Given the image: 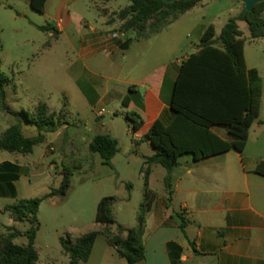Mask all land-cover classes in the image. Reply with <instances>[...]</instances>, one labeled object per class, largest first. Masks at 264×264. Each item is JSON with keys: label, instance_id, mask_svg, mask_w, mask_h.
I'll return each instance as SVG.
<instances>
[{"label": "rangeland", "instance_id": "374dc122", "mask_svg": "<svg viewBox=\"0 0 264 264\" xmlns=\"http://www.w3.org/2000/svg\"><path fill=\"white\" fill-rule=\"evenodd\" d=\"M131 5V0H0V62L2 70L12 79L6 87L8 111L0 107V138L12 124L20 121L26 137L37 136L38 129L23 116L24 112L47 103L52 111L61 114L62 126L56 133L46 134L45 142L37 145L31 154L18 155L0 150V161L10 160L25 165L30 172L22 179V196L44 198L59 189L65 167L71 168V188L67 197L56 195L44 199L38 212L39 230L36 264H68L69 256L64 243L97 229V208L105 197H116L112 215L119 227L140 228L146 214L147 190L162 193L166 169L149 167L141 154L148 155L151 148L139 142L131 131L126 118L124 97L129 94L125 81L135 76V68H152L172 59H181L193 46L201 43L205 31L214 26L221 32L230 18L240 15L245 5L240 0H205L203 5L183 17L176 26L162 34L150 36L136 32L130 52L123 51L116 57V66L110 68L106 55L98 54V63L83 60L77 27L86 23L112 28L110 34H122L123 21L120 11ZM68 11L73 21L59 34L57 15L61 8ZM264 16V15H263ZM244 32V53L247 65L257 68L262 78L260 126L251 131L245 154L250 163L264 158V39H253L246 22H239ZM50 26L44 31L41 27ZM134 33V32H133ZM150 36V37H148ZM131 59L133 64L131 65ZM95 73L99 97L105 99L93 107L83 92L90 85L84 79L85 67ZM88 76V75H85ZM86 78V77H85ZM95 92V93H96ZM97 98V99H98ZM96 101V100H95ZM49 106V107H50ZM104 114L99 116V111ZM97 135H110L119 141V152L112 164L106 165L99 153L89 146ZM21 200L0 198V210ZM0 211V233H6L10 223ZM28 222L20 226L26 232ZM64 242V243H63ZM19 245L28 243L26 236L16 240ZM97 254L100 256L101 245ZM124 261V260H123ZM125 263V262H123Z\"/></svg>", "mask_w": 264, "mask_h": 264}, {"label": "trees", "instance_id": "16d2710c", "mask_svg": "<svg viewBox=\"0 0 264 264\" xmlns=\"http://www.w3.org/2000/svg\"><path fill=\"white\" fill-rule=\"evenodd\" d=\"M202 0H131V5L119 13L123 21L122 32L135 31L140 36L148 31L150 36L161 33L186 14ZM264 1L249 12L245 8L237 17L230 18L221 34L216 38L214 26L204 33L196 51L183 60L174 85L171 109L172 120L165 124L157 120L151 127L147 140L155 154L147 157V166L159 165L167 171L165 183L169 186L172 171L179 166L180 158L190 155L195 161L210 158L232 150L242 153L246 147L249 130L260 113L262 99V78L256 69L247 66L244 47L245 38L239 22H246L253 39H264ZM44 31L50 26L41 27ZM56 30V29H55ZM148 36V37H150ZM12 79L2 70L0 62V107L8 111L6 87ZM133 87H130V92ZM130 95L123 99L126 107ZM26 120L35 125L38 135L26 137L20 121L12 124L0 138V150L13 154H31L34 148L45 142L46 134L56 133L62 126L61 114L52 111L47 103H39L32 110L24 112ZM126 118L132 131H137L143 121L135 112ZM99 153L104 164L111 165L119 152V141L110 135H97L89 146ZM149 167V168H150ZM254 173L264 176V161L257 164ZM71 168L65 167L59 189L52 190L44 198L22 199L5 207L16 223L28 222L30 228L22 232L16 226L7 227L0 233V264H36L39 253L35 243L39 230L38 212L44 199L56 195L67 197L71 188ZM153 192L147 190L146 209L150 208ZM116 197L103 198L97 208L96 223L104 225L103 234L117 254L128 264L145 261V248L141 228L119 227L113 233L110 226L116 224L112 206ZM127 232V237L121 236ZM100 232L89 231L78 237L74 243H64L69 264H85L90 259ZM28 238L26 245L16 240Z\"/></svg>", "mask_w": 264, "mask_h": 264}, {"label": "crops", "instance_id": "0c3cea01", "mask_svg": "<svg viewBox=\"0 0 264 264\" xmlns=\"http://www.w3.org/2000/svg\"><path fill=\"white\" fill-rule=\"evenodd\" d=\"M204 2L202 0L198 6ZM195 8L181 15L159 34L176 26ZM69 26H73V21L62 7L57 15L55 29L60 34ZM77 28L81 46L79 55L83 60H89L91 66L92 63L100 62L96 56L103 54L108 57L110 68H114L117 55L123 51L130 52L133 43L139 40L135 31L122 32L118 38L112 39V28L107 23L102 26L84 23ZM215 32L218 38L221 32ZM199 44L194 45L181 59L170 57L150 71L137 67L135 76L125 81L129 86L127 95L131 97L126 106L127 113L135 112L143 121L135 132L130 124L129 127L139 142L145 141L151 148L148 155L140 153L144 160L155 154L147 140L153 124L158 119L167 124L173 118L170 103L180 66L183 60L196 51ZM130 62L132 65L133 60ZM248 68L256 69L259 73L257 68ZM88 69L87 64L85 72L89 74L85 73L83 77L86 85L90 86H84L86 90L83 94L95 108L105 96L98 98L99 93L95 90L98 80L95 73ZM130 87H133L131 92ZM97 115L99 118V113ZM261 123L256 120L251 126L246 147L251 131ZM245 149L242 153L232 150L199 161L190 155L184 156L180 158L179 166L172 171L169 186L164 183L162 193L151 190L152 203L140 227L145 248V261L141 264H264V176L254 173L257 164L264 161V158H256L247 163L250 157L245 154ZM31 165H23L20 160L0 161V198L30 199L21 195V183L24 173L30 172ZM0 211L5 212V216L9 213L10 223L5 225L6 229L10 226L20 229L22 223H16L12 214L5 211V207ZM104 228V225H100L95 229L100 234L85 264H128L117 254L116 248L109 244L103 234ZM121 236L126 238L127 232ZM76 239L70 240L71 243ZM99 245L102 246L100 256L97 254Z\"/></svg>", "mask_w": 264, "mask_h": 264}, {"label": "water", "instance_id": "95a60500", "mask_svg": "<svg viewBox=\"0 0 264 264\" xmlns=\"http://www.w3.org/2000/svg\"><path fill=\"white\" fill-rule=\"evenodd\" d=\"M167 3H172L176 0H163ZM244 5H245V9L249 12H251L255 6L261 2H263L264 0H240Z\"/></svg>", "mask_w": 264, "mask_h": 264}, {"label": "built area", "instance_id": "2783aa9c", "mask_svg": "<svg viewBox=\"0 0 264 264\" xmlns=\"http://www.w3.org/2000/svg\"><path fill=\"white\" fill-rule=\"evenodd\" d=\"M120 35L117 34V33H114V34H111V38L112 39H115V38H118ZM104 114V110L100 111L99 112V115L102 116Z\"/></svg>", "mask_w": 264, "mask_h": 264}]
</instances>
